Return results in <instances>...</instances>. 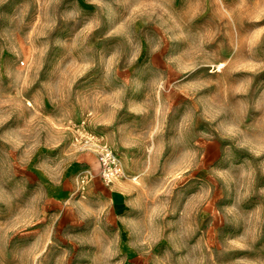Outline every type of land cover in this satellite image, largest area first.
<instances>
[{"label":"clouds","instance_id":"obj_1","mask_svg":"<svg viewBox=\"0 0 264 264\" xmlns=\"http://www.w3.org/2000/svg\"><path fill=\"white\" fill-rule=\"evenodd\" d=\"M0 264H264V0H0Z\"/></svg>","mask_w":264,"mask_h":264}]
</instances>
